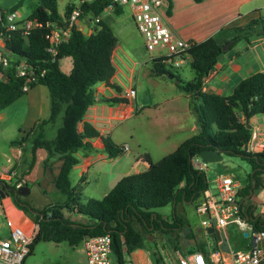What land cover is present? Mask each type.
<instances>
[{
    "label": "trees",
    "instance_id": "obj_1",
    "mask_svg": "<svg viewBox=\"0 0 264 264\" xmlns=\"http://www.w3.org/2000/svg\"><path fill=\"white\" fill-rule=\"evenodd\" d=\"M24 1L19 0L10 7L0 5V30L3 29L5 13L17 11ZM166 1L170 13L171 0ZM193 1L199 3L204 0ZM111 5L110 0L82 1L79 5L80 18L90 16L91 21L96 24L94 31L87 34L76 26L73 27L54 55L47 50L48 40L45 36L50 27L64 25V19L76 6L74 2L65 6L64 15L61 16L57 0H35L31 10L22 20L36 19L42 25L31 29L26 37L19 31H10L5 35L3 53L8 57L9 64L0 69L3 76V79H0V110L25 93L22 90L24 78L18 76L16 71L18 63L24 60L38 70H45L42 77L30 83V88L43 85L48 91L49 115L42 124L54 123L58 118L61 119L52 139H46L40 131L33 139L31 148L33 161L36 150H46L44 167L51 169V182L54 188L65 196L63 201L48 204L40 209L33 208L22 200L23 195L15 187L17 180L11 182L0 178V193L11 197L14 205L32 222L38 224L30 252L41 240L67 242L75 246L89 236L109 234L112 239V257L117 263L123 264V252L131 253L142 249L147 233L160 231L170 235L184 232L183 228L188 225L184 218L178 216L177 205L191 203L196 206L203 200L209 182L205 171L193 165V159L200 151L206 149H215L223 155L240 156L252 166V172L238 191L241 205L242 200L261 184V175L264 174V149L260 153H249L245 151L244 144L252 132L251 127L247 128L246 124L253 116L264 114V71H256L239 80L229 95L203 89V80L227 52L221 49L226 42L231 40L232 45H235L242 40L249 42L257 36L264 37V19L259 16L244 25L230 28V37L224 36V30H220L204 41L193 43L185 51L191 58L189 63L194 72L190 81L181 85L180 78L172 74L173 78L179 81L178 86L189 97V106L195 114L198 132L182 141L158 161L154 162L149 155H144L149 167L144 171L121 177L103 197L80 201L79 192L71 185L69 179L72 167L78 163L75 153L95 152L97 149L91 140L97 137L101 138L103 150L108 158H116L123 152L121 145L115 144L108 135H100L91 122L84 121L82 130L79 132L77 129V124L83 120L87 108L98 100L96 85L108 84L115 73L112 52L117 38L105 21H95V18ZM114 9L117 14L122 11V7L118 5H114ZM65 57L71 58L72 67L69 73L63 72L59 66V61ZM151 59L154 76L171 74L164 66L167 57ZM102 100L117 104L124 99L113 97ZM32 131L33 129L28 134ZM25 140L26 136H23L11 144L20 145ZM53 158L55 161L63 159L57 175L53 174L51 168ZM24 174L27 172H23ZM37 184L39 186V181ZM167 205L173 208L170 219L156 211L157 208ZM252 210L253 204L249 203L244 208V216L256 231H264V214L254 215ZM65 211H73L87 217L88 223L72 221L65 216ZM190 233L185 234L186 237H189ZM214 242L213 238V249L216 248ZM204 244L194 239L193 247L195 251L207 255L209 251ZM173 247L177 249L175 244Z\"/></svg>",
    "mask_w": 264,
    "mask_h": 264
},
{
    "label": "rangeland",
    "instance_id": "obj_2",
    "mask_svg": "<svg viewBox=\"0 0 264 264\" xmlns=\"http://www.w3.org/2000/svg\"><path fill=\"white\" fill-rule=\"evenodd\" d=\"M6 2L5 0H1ZM79 3L80 1L90 2L91 0H58V9L64 15L65 6L70 2ZM8 2H12L9 0ZM34 0H25L20 13L28 14L33 6ZM168 8L167 1L162 0L159 6V11L162 16H165V10ZM110 8L105 10L103 20L110 25L113 32L123 41L122 31L127 33L124 36V46L137 50V55L133 56L135 60L142 62V66L136 68V98H135V112L131 118L124 121H113V127L109 130L108 136L117 145L127 144L131 147L122 158L127 162L129 174L137 167L135 159L140 153H149L154 159H160L167 153L172 152V142L185 140L196 134L198 129L194 132L189 130L190 124L195 120L193 111L188 110L186 120H181L179 123L181 127H185L180 131L173 130V119L180 115L184 116V107L189 103V99L185 98V92L178 86L177 79L170 78L168 75L154 76L152 62L150 56L157 55V51L149 53L143 44V38L135 26V22L131 17L128 7H122L120 14H111ZM260 17L264 19V7L259 9ZM115 17L114 21L108 20L110 15ZM91 25H94L91 22ZM124 34V33H123ZM256 38V37H255ZM245 41V40H242ZM241 41L235 45H230L227 52L223 56H228L235 52ZM187 56V55H186ZM262 57L264 62V50H262ZM177 58H169L164 61V66L171 72L177 75L183 85L185 82L190 81L194 72L190 66V57L187 56V61L180 66L174 65V60ZM131 63V62H130ZM60 69L69 73L72 67L71 58L65 57L59 61ZM247 74L244 72L239 73L238 79ZM50 98L47 88L43 85H37L32 90L26 91L18 99L0 110V166H6L7 158H11L14 148L19 145H12L11 142L26 136L28 142L38 135L39 122L49 115ZM183 109V110H182ZM42 110V111H41ZM41 111V112H40ZM177 118V119H178ZM175 119V120H177ZM61 123V119L56 120L52 126L47 128L46 139L53 138L55 130ZM249 123L251 129L258 126L260 130L264 131V114L253 116ZM51 125V124H50ZM178 127V126H176ZM35 128V134H28V132ZM78 130L81 129L80 124L77 126ZM25 151L29 149V145H23ZM29 151V150H28ZM39 156L44 153V149L40 150ZM114 161V162H113ZM194 161H200L198 157ZM18 159H12V166L8 168L7 172L15 169ZM133 163L134 168L130 164ZM119 162L115 160H105L98 162L87 176L85 184L79 182L76 185L79 192V199L85 202L90 198L103 197L116 183L118 178L124 176ZM123 165V164H121ZM206 176L210 185H214V179L219 175H228L233 180L240 183L241 187L245 184L247 176L252 172V166L248 161L237 155H223V159L219 162L207 163ZM39 165L31 176L24 178L23 173L19 177L15 174V180L25 179L29 193L22 196V200L27 202L33 208H43L51 203L61 202L65 196L52 184L50 191L38 186L37 175L40 173ZM2 170V169H1ZM95 170H100L95 173ZM4 171V170H3ZM28 172V171H26ZM25 173V172H24ZM46 173L52 179L51 169H47ZM128 175V174H126ZM72 181V178H71ZM12 182V181H11ZM72 183V182H71ZM241 197H239L240 199ZM249 203L253 204V214H264V174L261 175V184L253 190L251 194L242 200V208L244 209ZM8 205V204H7ZM8 209H12L9 207ZM183 215L187 225L190 227V236L186 237L185 234L189 232H178L173 234H163L160 231L147 233L143 241V255L154 263L155 260L170 262L174 259L176 252L186 255L188 253L196 252L193 247L194 239L197 242L205 243L204 247L210 252L213 250L212 237L208 234H203L201 229V221L206 219L205 215L198 214L195 211L194 204H186L184 206ZM181 212L180 206L177 212ZM21 217V223L24 226L31 227V221L20 211L15 210ZM156 211L167 218L172 217L173 208L170 205L157 208ZM65 216L75 222L88 223L87 217L77 214L73 211H65ZM0 223H5L3 217ZM187 226V227H188ZM225 236L233 251H241L247 249L249 239L243 236V233L236 224L231 223L225 227ZM171 239V240H169ZM176 245L177 249L173 247ZM135 256L128 252H123V264H134ZM23 264H87L86 253L83 241L75 246L69 245L67 242H53L41 240L37 242L31 252L25 257ZM112 264H117L115 258L112 257Z\"/></svg>",
    "mask_w": 264,
    "mask_h": 264
},
{
    "label": "crops",
    "instance_id": "obj_3",
    "mask_svg": "<svg viewBox=\"0 0 264 264\" xmlns=\"http://www.w3.org/2000/svg\"><path fill=\"white\" fill-rule=\"evenodd\" d=\"M5 1L6 2H2L0 0V5L3 7H10L15 3H17L19 0H12V2H8L9 0H5ZM81 2L82 1H80L79 3H75V2L74 3L76 6H79ZM171 5L172 6L170 13H168V8H166L165 10V16H164L165 23L180 38L190 41L191 43H198L215 35L220 30H224L223 32L224 36L230 37L232 35V31L230 30V28L239 25H244L251 19L260 16L258 10L264 7V0H204L199 3L193 0H171ZM57 7H58V0H57ZM107 8H105L103 13L100 16H98L99 19H101L102 21H104L103 18H104L105 10ZM109 8H110L109 12L111 14L113 13L117 14L114 9V5H111ZM58 12L61 16H63V14L60 13L59 9ZM17 13L21 18L27 15L20 13L19 9L17 10ZM111 14H109L110 17L108 18V20L114 21L115 17H113V15ZM85 17L83 19L81 18L79 19L77 26H81L83 29H85V26L80 24V21H83L87 27L86 33L90 34L91 32L94 31L96 24L93 22L94 25H91L92 21L87 22ZM122 35L127 37L126 36L127 33H125V31H122ZM124 36L122 38L123 41H121L120 38L116 36L117 43L112 52V61L115 66V73L110 78L108 84L99 83L96 85L95 93L98 100L93 105L87 108L83 120L79 122L81 126V129L78 130L79 132L82 130L83 122L88 121L91 122L99 130L100 135H108L107 132L111 130V128L114 126L113 121L127 120L131 118V116L135 112L134 105H135L136 95L132 99L123 98L122 95L124 90L129 87H133L135 89L136 68L142 66V62L139 60H135L133 58V56L137 55V50L133 48H128L127 50V48L124 46ZM262 50H264L263 36H257L256 38H252L249 42L241 41L239 48L235 52H233L228 56H222L219 59V61L215 66V69L212 72H210L208 76L203 80L204 81L203 89L212 90L222 95H229L230 93H232L233 87L237 84L239 80H241L242 78L248 75L253 74L256 71H264V62L262 61L263 60ZM150 58L152 57L150 56ZM242 72H244V75L245 73L247 75L237 80L239 73L242 74ZM0 79H3L1 73H0ZM33 88H30L29 90H32ZM113 97H120L123 98L124 100L122 102H118L117 104H109L108 102L102 100ZM185 98L189 99L188 95H186ZM184 110H185L184 116L178 118L180 116L178 115L173 119V125L175 126L173 130L180 131L182 129H185V127L184 126L181 127L179 123L181 122V120H186L187 118L186 115L189 112L188 110H191L189 103L186 105V107H184ZM43 120L39 122L38 128L39 131H41L45 137L47 128L49 126H52L53 123L50 122V123L42 124ZM40 124L42 125L40 126ZM197 129L198 127L195 117V120L189 126V130L194 132ZM35 130L36 129L33 128L31 135L36 133ZM182 141L184 140H180L178 142H172V145H174L173 150ZM91 142L97 149L95 152L85 154L82 151H77L75 153L78 158V163L72 167L69 174V179L70 182H72L71 183L72 186L76 185L78 182L79 184L81 183V185L85 184L87 182V176L89 172H91L90 170H92V168L98 162H102V161L104 162L105 160L108 159L115 160L120 163V165L118 166L121 167L124 176L130 173L129 170H126L128 168L127 165L128 161L122 159L127 153V151L131 150L130 146H128L129 148L127 151H123L116 158H108L106 152H104L103 150V143L100 137L91 140ZM31 143L32 141L28 142V140H25L19 146L14 148L13 154L11 155V160L14 158L18 159V162L14 169L15 174L18 177L20 176L19 175L20 173L26 171H28L27 174H24L23 176L24 178H26L27 176L29 177L31 176V174L34 173V171L39 165L44 166V160L47 157L46 150L40 156H39V152H41L40 151L41 149L36 150L35 159L33 161ZM25 144L29 145V149H28L29 151L28 150L25 151L23 147V145ZM146 154L149 155L151 160L154 162L159 160V159H154L149 153H140L135 159L137 167L133 170V173L144 171L149 167V162L144 158V155ZM141 160H144L145 162ZM199 160L200 161H194L193 159V165L196 168H200L204 170L206 174L207 166L206 164L202 163L200 158ZM51 161H52L51 168L53 171L54 163L57 160L55 161V159L53 158ZM32 163L33 166L31 167ZM130 166L131 168H134L133 163H131ZM0 168L5 171L6 169L9 168V164L6 166H0ZM47 169H45L44 167V172L45 175L49 176L46 173ZM99 171L100 170H95L94 172L98 173ZM119 179L120 178H118V180ZM13 180H15V178ZM51 180L52 179L50 178V183L52 184ZM118 180H116V182ZM207 190L211 194H215L217 192L215 185L211 186L210 182H209V188ZM0 200H2L0 203V219L3 217V215H6L12 221L22 224L21 217L15 211V210H20L26 216V218L30 220V218L20 208L14 205L11 197L9 196L1 197ZM7 204L10 205L9 207L10 208L12 207V209L9 210ZM186 204L189 203H179L177 205V209L179 206L181 208V212H179L178 210L177 214L183 215L185 211L184 206ZM131 254L134 255L136 258L134 260V264H153V262H151L147 258V256L143 255V249H137L131 252Z\"/></svg>",
    "mask_w": 264,
    "mask_h": 264
},
{
    "label": "built area",
    "instance_id": "obj_4",
    "mask_svg": "<svg viewBox=\"0 0 264 264\" xmlns=\"http://www.w3.org/2000/svg\"><path fill=\"white\" fill-rule=\"evenodd\" d=\"M110 2L112 5L129 8L136 29L143 38L145 49L149 53L157 51V55L151 56L152 58H177L174 60L175 66L187 61L186 55H189L185 51L193 43L177 36L165 23L159 11L162 0H110ZM80 15L79 6H75L64 19L63 26L50 27L45 36L48 40V52L53 55L57 53L60 43L69 36L71 29L77 26ZM95 21L98 22L99 17H96ZM41 25L36 19L22 20L17 11L5 13L3 29L0 30V69H4L9 64L8 57L3 53L6 33L19 31L26 37L31 29ZM16 71L18 76L24 78L22 90L25 92L30 89V83L35 82L45 73L44 69L38 70L24 60L18 63ZM135 95V89L129 87L124 90L122 97L132 99ZM121 147L123 151L129 148L127 144ZM244 149L249 153L262 152L264 131L254 126L250 138L244 144ZM6 162L10 168L11 158H7ZM7 170L3 171L0 168V178L13 181L15 171L7 172ZM213 181L217 192L211 194L205 190L203 200L195 206L198 214L206 216V219L201 221L202 233L207 234L206 229L213 226L225 235V227L234 223L242 233H248L245 238L249 239V247L245 250L233 251L229 245L227 252L222 250L221 240L215 239L216 248L207 255L200 251L186 255L176 252L172 261L155 260L153 264H264V231H256L244 216V209L238 196L240 183L228 175H219ZM24 184L25 179L17 180L15 187L19 188ZM3 218L5 227L0 223V264H23L25 257L30 253V245L37 234L38 224L32 222V226L28 227L12 221L6 215H3ZM83 243L87 264H112V239L109 234L89 236L83 240Z\"/></svg>",
    "mask_w": 264,
    "mask_h": 264
},
{
    "label": "water",
    "instance_id": "obj_5",
    "mask_svg": "<svg viewBox=\"0 0 264 264\" xmlns=\"http://www.w3.org/2000/svg\"><path fill=\"white\" fill-rule=\"evenodd\" d=\"M85 19H86L87 22L91 21L90 16H86ZM80 24L85 26V29H83L81 26H76V28L78 30L82 31L83 33H86L87 32L86 24L83 21H80ZM232 43H233V41H231V40L226 42L222 46L221 49L223 51H226L229 48V46L232 45ZM168 76L170 78H173L172 74H168ZM177 82H179V81L177 80ZM246 127L250 128L251 126H250L249 123H247ZM197 157L201 159L202 163L207 164V163H213V162L221 161L222 158H223V154L219 153L215 149H206V150L200 151L197 154ZM62 163H63V159H59V160H57L54 163V169H53V174L54 175H57L60 172V166H61ZM37 179L39 180V185H40L41 189H44L46 191H50L52 189V184L50 183V177L45 175L44 166L43 165H41V167H40V173L37 175ZM29 191H30V189L28 188L27 184H24V185H22V186H20L18 188V192L20 194H23V195L28 194ZM0 194H1V197H6V194H4L2 192ZM214 224H215V222L213 221V225ZM183 230L186 233L190 231V229L187 226H185L183 228ZM206 230H207V234L210 235L212 237V239L214 238L216 240H221V248H222V250L227 251V252L229 251L228 240H227V238H226V236L224 234L220 233V231L215 229L213 226L208 227ZM247 235H248L247 232H243V236L244 237H246Z\"/></svg>",
    "mask_w": 264,
    "mask_h": 264
},
{
    "label": "bare ground",
    "instance_id": "obj_6",
    "mask_svg": "<svg viewBox=\"0 0 264 264\" xmlns=\"http://www.w3.org/2000/svg\"><path fill=\"white\" fill-rule=\"evenodd\" d=\"M2 200H0V203H1Z\"/></svg>",
    "mask_w": 264,
    "mask_h": 264
},
{
    "label": "flooded vegetation",
    "instance_id": "obj_7",
    "mask_svg": "<svg viewBox=\"0 0 264 264\" xmlns=\"http://www.w3.org/2000/svg\"><path fill=\"white\" fill-rule=\"evenodd\" d=\"M25 196V195H24Z\"/></svg>",
    "mask_w": 264,
    "mask_h": 264
}]
</instances>
